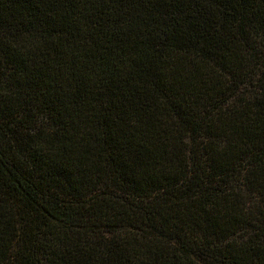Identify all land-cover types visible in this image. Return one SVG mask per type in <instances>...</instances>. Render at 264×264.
<instances>
[{
  "label": "trees",
  "instance_id": "16d2710c",
  "mask_svg": "<svg viewBox=\"0 0 264 264\" xmlns=\"http://www.w3.org/2000/svg\"><path fill=\"white\" fill-rule=\"evenodd\" d=\"M0 264H264V0H0Z\"/></svg>",
  "mask_w": 264,
  "mask_h": 264
}]
</instances>
